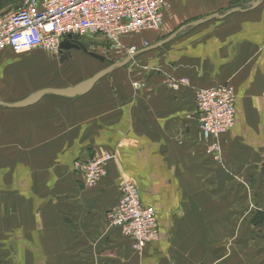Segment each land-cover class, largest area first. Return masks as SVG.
I'll return each instance as SVG.
<instances>
[{"label":"crops","instance_id":"crops-1","mask_svg":"<svg viewBox=\"0 0 264 264\" xmlns=\"http://www.w3.org/2000/svg\"><path fill=\"white\" fill-rule=\"evenodd\" d=\"M165 1L161 29L126 42L148 43L130 69L74 99L45 95L30 107H0V264H264V0ZM232 9L241 12L193 25ZM84 56L76 51L73 60ZM144 66L151 70L143 76ZM173 76L191 85L171 91ZM132 80L145 88L135 91ZM220 84L237 91L223 164L207 152L194 93ZM106 151L114 154L107 176L86 187L74 163ZM125 181L160 222V241L136 252L107 218ZM193 235L201 243L192 251L181 241ZM212 237H221V260L213 244L203 248L202 238Z\"/></svg>","mask_w":264,"mask_h":264},{"label":"built area","instance_id":"built-area-1","mask_svg":"<svg viewBox=\"0 0 264 264\" xmlns=\"http://www.w3.org/2000/svg\"><path fill=\"white\" fill-rule=\"evenodd\" d=\"M165 0H23L14 11L0 12V53L28 55L34 51L61 55L63 42L76 38L104 40L113 53L136 62L138 54L148 47L139 48L126 42L143 32H157L163 25ZM135 64V63H134ZM137 64V63H136ZM141 74L151 69L144 66ZM140 84V85H139ZM144 81L134 83L143 88ZM190 79L169 77L166 86L179 90L190 86ZM199 129L207 141L209 155L218 159L223 151L222 138L236 125L237 91L230 84L195 89ZM113 155H103L90 160L78 159L75 172L81 175L88 188L99 185L107 176V166ZM120 201L108 213V222L127 238L133 251H141L160 241V222L157 212L146 207L137 185L125 181L120 188Z\"/></svg>","mask_w":264,"mask_h":264},{"label":"rangeland","instance_id":"rangeland-1","mask_svg":"<svg viewBox=\"0 0 264 264\" xmlns=\"http://www.w3.org/2000/svg\"><path fill=\"white\" fill-rule=\"evenodd\" d=\"M22 3H23V0H4L2 5H0L1 6L0 12L3 13V12H8V11H14V9H17L18 7H20ZM81 43L84 45V47L89 49V51L99 54L100 56L101 55L104 56L106 58L105 62H100L88 54L86 57L84 56L81 60H79L78 58V60L75 59V60L66 62L65 64H61L59 57L57 58L55 55L53 56V58H50V59L43 58L44 60H42V57H39V55H33L32 53L30 55H17V54L13 55L10 52H1L0 53V101L4 100L5 102H9V103L14 102L19 98L27 97L28 95H30L31 92H34L40 89H43V90L47 89L45 86H50V87L51 86L52 87L74 86L75 84H78L81 81L83 82V80L86 81V79L90 78V73H92L93 71L99 72L101 70H105L109 68L110 66L115 65V63H120L126 59L124 56H120V55H117V53H113V51H111L109 48V44L102 39L95 40V39L86 38L82 40ZM88 46H90V48ZM75 53L76 51L74 53L72 52V54H75ZM56 58L58 59V61ZM92 58L96 62L93 61ZM132 61L130 62L131 65H133ZM80 63H84L85 67L84 68L79 67ZM129 65L125 66V68L130 69L131 66ZM83 74H86V75L83 76ZM136 82L140 83V81L138 80H134V81L132 80V86ZM145 86L146 84L144 85L143 88L140 87L139 89H135L133 86V89L135 91H139L141 89H144ZM3 113H0V114H3ZM17 119H18L17 122L14 121L15 126L16 124H18L20 116H18ZM55 121H57V119H55ZM2 126H3L2 123H0V127ZM4 128L8 129L10 127L8 125L7 126L4 125ZM106 152L112 154L109 151H106ZM112 155H113L112 161H114V154ZM96 157H99V156H96ZM211 157L215 163L223 164L224 163V150L222 151L218 159H216L215 155ZM107 172H108V168H107ZM248 205H249L248 211L250 212L248 219L251 220V225H253L254 223L257 224L258 218L260 220L261 218L259 216L256 217V215L254 217H250L251 215L254 214V212L257 211V206L252 201H249ZM154 209L157 212V219L159 222L158 210L156 208ZM234 223L235 225H239L240 227L242 225V227H244L245 225L249 223V220H246L245 222L241 224V219H235ZM240 234L241 233L235 232V239H236L235 242L241 237ZM212 238H213V241L211 243L205 242L204 238H202V241H204L203 248L207 247L208 245L210 246L211 244H213L215 251L211 252V254L215 255L216 258L221 260L222 255L224 253L222 251V248H218L219 245H221V237H212ZM225 238L226 237H224V239ZM228 239L229 238H227V240ZM184 240L181 241L183 242L181 244L183 246L190 248L192 251H193V248L195 249V247L198 246V243H201V238H195L194 235L192 236V238L190 239L187 238V240L185 241ZM200 246L198 248H200ZM204 255H206V253H204ZM258 255L259 254H257L256 256ZM184 259L190 260L192 262H194L195 260V259H192L190 255L188 256L187 254L184 255Z\"/></svg>","mask_w":264,"mask_h":264},{"label":"water","instance_id":"water-1","mask_svg":"<svg viewBox=\"0 0 264 264\" xmlns=\"http://www.w3.org/2000/svg\"><path fill=\"white\" fill-rule=\"evenodd\" d=\"M236 12H241V11L238 9H232V10L227 11V13L222 15V16L213 15L212 17H208L206 19H201L198 22L194 23L193 25L198 26L199 24L205 23V22H207L213 18L225 19L229 15L234 14ZM72 49L82 50L84 54H88L100 62H105V60H106V58L104 56H102V55L100 56L99 54H96V53L89 51L76 38L74 39V41H72V43L69 41H65L60 46V52L61 53L62 52L68 53V52L72 51ZM63 58H65V57H62V60H61L62 62L65 60ZM132 58L133 57L129 56L128 58H126L122 62L115 63V65H112L109 68L102 70V72L97 73L92 78H89L87 81L80 83V84H77L74 87H70V88H66V89H59V90L58 89L41 90L39 92L32 94L30 97L26 98L25 100L14 103V104L6 103V102H0V107H7V108H12V109L30 107L33 104H36L39 101H41L43 99V97H45V95H54L57 97L61 96V97L70 98V99H74L75 97H79V96H84V95L88 94V92H90L94 88V86L97 83H99L100 80H102V78L110 75L117 68H124L125 66L129 65L130 62L132 61ZM262 170L264 171V163H263Z\"/></svg>","mask_w":264,"mask_h":264},{"label":"flooded vegetation","instance_id":"flooded-vegetation-1","mask_svg":"<svg viewBox=\"0 0 264 264\" xmlns=\"http://www.w3.org/2000/svg\"><path fill=\"white\" fill-rule=\"evenodd\" d=\"M86 48V47H85ZM75 51H78V52H83L82 50H75V49H72V51H70V52H64L63 54H61L60 55V57H59V59H60V61L62 60V57H65V58H63V59H65L62 63H66V62H69V61H71V60H73V56H74V54H72V52H75Z\"/></svg>","mask_w":264,"mask_h":264},{"label":"trees","instance_id":"trees-1","mask_svg":"<svg viewBox=\"0 0 264 264\" xmlns=\"http://www.w3.org/2000/svg\"><path fill=\"white\" fill-rule=\"evenodd\" d=\"M3 1H4V0H0V5H2ZM0 7H1V6H0Z\"/></svg>","mask_w":264,"mask_h":264},{"label":"bare ground","instance_id":"bare-ground-1","mask_svg":"<svg viewBox=\"0 0 264 264\" xmlns=\"http://www.w3.org/2000/svg\"><path fill=\"white\" fill-rule=\"evenodd\" d=\"M87 81V80H86ZM83 82H85V81H83ZM83 82H81V83H83Z\"/></svg>","mask_w":264,"mask_h":264}]
</instances>
